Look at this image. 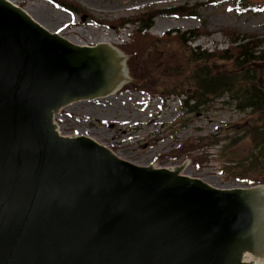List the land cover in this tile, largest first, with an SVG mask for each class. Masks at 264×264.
I'll return each instance as SVG.
<instances>
[{"label":"water","instance_id":"95a60500","mask_svg":"<svg viewBox=\"0 0 264 264\" xmlns=\"http://www.w3.org/2000/svg\"><path fill=\"white\" fill-rule=\"evenodd\" d=\"M127 59L0 0V264H264V184L214 187L59 133L61 108L130 81Z\"/></svg>","mask_w":264,"mask_h":264},{"label":"rangeland","instance_id":"374dc122","mask_svg":"<svg viewBox=\"0 0 264 264\" xmlns=\"http://www.w3.org/2000/svg\"><path fill=\"white\" fill-rule=\"evenodd\" d=\"M16 1V5L50 31L74 43L116 45L129 55V60L132 55L125 49L136 46L144 49L154 38H161L168 31L174 35L198 29V36L187 43L207 51L232 45L230 32L264 38V0H73L83 7L82 14L71 13L49 0ZM177 7L191 9L194 13L176 16L160 13ZM154 11H159L160 15L154 16L152 26L142 32L149 36L144 40L136 39L138 25L133 21L143 13ZM128 20L131 22H126ZM122 23L124 25L120 26ZM104 38L108 40H101ZM158 56L154 49H148L140 60L147 58V62L159 64ZM158 66L161 70L166 67ZM159 80L171 84L170 79ZM135 82L136 79H132L113 95L70 104L57 118L59 130L66 135L92 137L123 158L137 160L133 161L136 164L161 166L187 161L184 171L187 175L206 179L216 187L247 184L229 179L225 174L218 155L223 140L219 146L211 144L217 138L230 135L228 130L239 126L242 114L220 101L192 113L188 107H182L177 96L165 94L162 99L155 93L148 95L128 89ZM239 144L244 151L246 141L242 139ZM178 152L181 156L174 160Z\"/></svg>","mask_w":264,"mask_h":264},{"label":"trees","instance_id":"16d2710c","mask_svg":"<svg viewBox=\"0 0 264 264\" xmlns=\"http://www.w3.org/2000/svg\"><path fill=\"white\" fill-rule=\"evenodd\" d=\"M52 1L69 11L82 14L83 7L73 0ZM192 11L177 7L160 13L188 15L194 13ZM157 15H160L159 11L143 13L135 18L133 22L138 25L136 39L144 40L149 36L142 32L152 26L153 17ZM198 34V29L175 32L174 35L168 31L161 38H154L144 49L137 46L127 48L126 44L125 51L132 55L128 61L130 73L136 79L129 87L162 97L165 94L183 96L184 107H188L192 113L206 110L219 101L233 107L242 114V122L228 130L230 135L217 138L211 144L220 145L223 140L218 155L229 178L250 184L263 183L264 38L230 32L232 45L226 49L207 51L188 45V40L196 38ZM148 49H154L161 63L147 62V58L146 62L140 60ZM158 65L166 67L161 70ZM159 79H170L171 84ZM161 82L162 85L159 84ZM242 139L246 141L244 151L239 144ZM176 156L181 155L178 152Z\"/></svg>","mask_w":264,"mask_h":264},{"label":"bare ground","instance_id":"6f19581e","mask_svg":"<svg viewBox=\"0 0 264 264\" xmlns=\"http://www.w3.org/2000/svg\"><path fill=\"white\" fill-rule=\"evenodd\" d=\"M9 1H11L12 3H14V4H17L16 2V0H9ZM35 18V17H34ZM36 19V18H35ZM37 20V19H36ZM39 20V19H38ZM38 22H40L41 24H43L40 20L38 21ZM101 40H105V41H107L108 39H101ZM106 145V144H105ZM108 148H110L108 145H106ZM119 157H121V158H123L121 155H119L118 153H116ZM125 159V158H124ZM133 161H137V160H132V162ZM135 163V162H134ZM146 164H148V163H146ZM150 164V163H149ZM150 165H155L154 163H151ZM206 182H208L209 183V181L208 180H206V179H204Z\"/></svg>","mask_w":264,"mask_h":264}]
</instances>
